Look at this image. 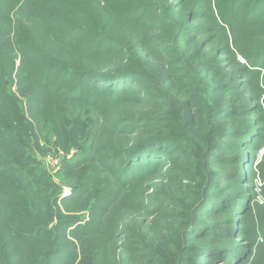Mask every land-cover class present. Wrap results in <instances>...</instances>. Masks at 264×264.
I'll list each match as a JSON object with an SVG mask.
<instances>
[{
  "label": "trees",
  "instance_id": "1",
  "mask_svg": "<svg viewBox=\"0 0 264 264\" xmlns=\"http://www.w3.org/2000/svg\"><path fill=\"white\" fill-rule=\"evenodd\" d=\"M160 1L0 0V264H58L59 255L72 258L76 248L60 243L70 221L56 205L59 186L32 153L41 121L57 133L70 124L78 145L64 165L77 183L70 200L90 193L106 197L110 188L122 195L112 203L110 232L81 243L75 264L247 260L251 250L242 242L253 206L246 199L253 186L254 152L264 141L259 124L264 117H252L264 112L254 97L239 92L238 73H253L258 65L263 69L264 50L240 54L245 59L240 64L231 32L222 33L218 17L256 24L264 4L253 0L245 13L249 0ZM20 11L27 15L20 17ZM151 12L148 23L143 16ZM215 28L222 36L199 38ZM208 46L212 50H205ZM224 47L235 62L217 59ZM207 104H218L214 114L241 119L231 129L216 130L221 140L235 142L230 150L236 151L221 155L219 168L206 165L208 155L217 153L216 161L220 154L211 144L216 128L202 133ZM81 116L97 128L90 142H81L88 134ZM101 130L112 134L108 145L99 142ZM194 163L205 168L207 185L179 228L175 210L182 208L186 172ZM243 165L250 168L246 176ZM211 184L216 190L210 191ZM238 185L237 196L229 193ZM205 206L210 219L202 218ZM227 237L231 242L221 244ZM190 250L195 256L186 255Z\"/></svg>",
  "mask_w": 264,
  "mask_h": 264
},
{
  "label": "rangeland",
  "instance_id": "2",
  "mask_svg": "<svg viewBox=\"0 0 264 264\" xmlns=\"http://www.w3.org/2000/svg\"><path fill=\"white\" fill-rule=\"evenodd\" d=\"M159 1V0H157ZM227 1V3L230 0H224L223 2ZM260 1V0H259ZM262 3L264 4V0H261ZM161 3H173L174 0H163L160 1ZM251 3H253V0H249L246 3L245 6V13L249 12L250 7L249 6ZM227 6V4H225ZM224 6L221 5L220 11L221 13L223 12ZM16 11L20 10L19 5L16 6ZM164 9V8H163ZM162 9L161 13L164 12ZM243 9V8H242ZM22 11V10H21ZM20 11V12H21ZM19 12L20 17H23V13L25 15L26 12L23 11V13ZM219 12V10H218ZM220 13V12H219ZM149 17L143 16V19H146V21L149 23L150 21L153 20V18H150V16H153V13L151 12L148 14ZM87 19V18H85ZM226 19L232 20L231 18H228L226 16ZM226 19L222 20L220 17H218V21L223 24L222 28H224L223 32L227 33L228 32L231 34L230 36V43L233 44L231 48L236 51V60L239 61V63L242 65L245 64V59L240 55L242 53L244 54H249L252 55L253 53H257L261 50H264V10L262 11L261 18H258V22L256 24H250V25H244L239 21L237 23L236 21L233 20V22H229ZM218 22V23H219ZM125 26H123L124 28ZM232 31L234 33H232ZM213 33H218V36H222L220 34V31L211 29L209 33L204 34L201 37H207L209 35H213ZM198 38V39H199ZM224 46V44H222ZM226 47L223 48L224 53H221L217 56V59H220L221 57L226 59L225 62H235L234 58L231 56V54H227V51L224 50ZM205 50H212V46H208L205 48ZM16 66L19 64V59L15 60ZM256 70H253L255 72H250L249 74H244L242 72L238 73V79L242 83L241 86H239V92L244 95V97H254L255 100L261 105L262 110L264 112V68L262 69L261 66H255ZM259 69V70H258ZM217 79L216 76H213V81ZM213 83V82H212ZM218 83V82H216ZM215 83V85H216ZM14 86L12 87V89ZM222 94V93H221ZM222 95L217 96L219 99L220 103L222 104ZM218 105V104H217ZM216 105V106H217ZM214 107L212 104H207L206 107V115L202 114V118L204 120V128L202 130V133H205L207 130L206 128H212L215 129L214 131L216 132L212 137L215 138L217 136V133L219 131V128L223 129H231L232 127H235L234 125L236 120H241L240 118H234L230 114H214L212 109H215L217 107ZM70 108V114H68L70 117H72V114L75 112L73 109L75 106H71ZM202 107L199 105V109ZM77 109V108H76ZM205 109V108H204ZM77 111V110H76ZM214 115V116H213ZM206 120H205V118ZM260 117V120L262 117H264V114H258L257 116H253L252 118H258ZM96 118L95 114L92 116V119ZM70 119H73L70 118ZM81 123L86 124L87 136L81 140L83 141H92L95 139L94 133H98L97 128L88 122L86 123L85 117L81 116ZM100 122V121H99ZM260 126L263 128L264 127V122L259 121ZM40 125L42 126H37L34 135H35V140L37 141V146L34 145V149L32 150V153L36 155L38 160L40 161V167L46 171V173L50 176V178L59 186V197L56 201V205H58V209L60 211V216L64 220H69L70 223L68 226L65 227V235L63 234V239L60 241L62 244H72L76 246L74 248L73 252V257L72 258H78L79 256V246L81 243L87 240L93 241L94 239H98L103 237L106 232H110L112 229L111 225V220L114 217V214L116 210H114V205L112 203L119 200L120 197L122 196L121 194H118V197L115 196L113 193H111V188L108 190L109 196L106 197H96L95 193H90L87 195H84L78 199L70 200L67 196L71 194L72 187H74L77 183L74 178L75 174L73 173H68L64 171L65 168V163L68 158H70L73 153L77 151L78 145L74 144L75 142L72 141V131H69L68 129L70 128V124H67L68 129L64 130L63 128L60 129V132L57 133V131L50 126L49 123H43V121L40 122ZM100 130V129H98ZM90 131V132H89ZM101 130V136L99 142H107V145L109 144V140L111 141L112 134H109V132H102ZM89 133H91L93 136H91ZM211 140V144L216 147L219 156L217 157V160L214 161V158H216L215 153H211L210 155L207 156V166L209 169L211 168L212 164H216V168L221 167L222 162L219 157L225 153H229L232 155L236 154V151H233L232 149L230 150V147L232 146L231 144H235L232 140L228 142L227 140H221L220 136H217L216 139ZM249 141V140H248ZM88 142V143H89ZM250 142V141H249ZM229 148V149H228ZM243 163L246 161V156L248 155L247 148H244L243 150ZM32 154V155H33ZM254 160L251 165L252 169V174H251V182H252V188L250 190L249 197H247L246 202L250 203L252 202L253 210L251 212V220L248 222V225L246 226V231H245V240L242 243H248L249 249L251 250L250 254H248L247 260L243 262V264H264V141L262 144L255 150L254 152ZM200 159V158H199ZM198 159V160H199ZM197 160V161H198ZM200 164L203 163V161H198ZM199 163H194L192 165V168H190L186 173V178L188 179V191L186 192V196L179 200L180 205L182 208H177L175 210V214L178 216V227L181 228L187 223V219L189 216V212L193 207L199 202L200 196L202 191L204 192V187L207 185L206 183V170L204 167H202V170H199L200 167L197 165ZM244 165H246L244 163ZM242 167V176H246L249 172V166ZM185 173V174H186ZM250 176V174H249ZM102 181L108 185V181H104L102 177ZM97 182V180H96ZM95 182V183H96ZM158 182V180H154L152 183ZM241 184V183H240ZM250 184V183H249ZM94 187V185H93ZM110 187V185H109ZM215 188L213 184L210 185V191H212ZM229 186H226L225 189H229ZM237 189H240V186H234L231 187L228 191H231L229 193H234L236 196L239 194V191ZM216 190V188H215ZM227 193V194H229ZM220 194L222 192L220 191ZM48 195V193H47ZM53 195V194H50ZM64 198V199H63ZM67 198V199H66ZM115 202V203H116ZM209 209H207V206L204 207L202 210V218L210 217L208 216ZM220 215V214H214V216ZM219 218V216H216ZM227 218V216H226ZM57 221V217H55L48 225V227H51L53 224H55ZM223 221V220H222ZM60 224V223H59ZM175 225L173 227L175 228ZM238 228V226H237ZM61 231V229H60ZM96 232H100V234H96ZM107 232V233H108ZM62 234V233H61ZM177 241V238H176ZM231 242L230 238H226L221 242L223 245H228ZM119 244L125 245L126 243L124 241L119 242ZM193 244L191 243V246ZM124 249V248H122ZM119 250L120 253H126L125 249L124 250ZM75 251H76V256H75ZM193 251V252H191ZM70 252V251H69ZM191 253V254H190ZM72 254V252H71ZM186 254V253H185ZM186 255H194L195 252L194 250H190L187 252ZM75 256V257H74ZM64 257V258H63ZM66 254L59 255L58 258L60 261H58V264H75L76 259H72L67 257ZM72 260V262H71ZM100 262V261H99ZM98 262V263H99ZM217 261H215L212 264H217ZM96 263V264H98ZM223 264L222 262H220ZM101 264V262H100ZM196 264V263H192Z\"/></svg>",
  "mask_w": 264,
  "mask_h": 264
}]
</instances>
